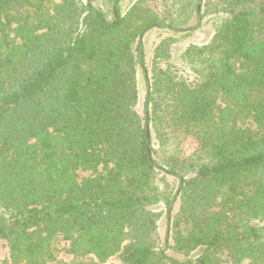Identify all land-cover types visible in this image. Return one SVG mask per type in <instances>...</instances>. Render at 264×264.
I'll list each match as a JSON object with an SVG mask.
<instances>
[{
  "label": "trees",
  "instance_id": "16d2710c",
  "mask_svg": "<svg viewBox=\"0 0 264 264\" xmlns=\"http://www.w3.org/2000/svg\"><path fill=\"white\" fill-rule=\"evenodd\" d=\"M95 1L0 0V264H264V0H205L188 74L146 66L169 0Z\"/></svg>",
  "mask_w": 264,
  "mask_h": 264
},
{
  "label": "rangeland",
  "instance_id": "374dc122",
  "mask_svg": "<svg viewBox=\"0 0 264 264\" xmlns=\"http://www.w3.org/2000/svg\"><path fill=\"white\" fill-rule=\"evenodd\" d=\"M137 0H121V12L125 13ZM95 6L102 9L109 20H113V0H96ZM169 6L174 16L183 25L179 31L169 28L153 27L143 35V46L145 51V62L148 69L153 66L155 50L160 47L163 41H167V48L170 54V61L182 72L188 74V66L183 58V53L191 45H203L208 43L217 31L221 18L219 14L210 13L205 6V0H169ZM195 27L185 30L186 28ZM164 66V65H163ZM138 87H139V108L143 109V103L147 91V83L142 72L138 69ZM198 143L197 140L189 137L184 142L186 154L191 153ZM90 171L79 170L80 178L89 176ZM158 210H163L164 214L158 222L159 232L163 238L168 230L166 219V208L163 204L156 206ZM67 245L61 244L59 257L70 261L71 255L66 251ZM169 254L172 251L168 250ZM10 258V250L7 240L0 239V261ZM105 264H121L119 255L112 256Z\"/></svg>",
  "mask_w": 264,
  "mask_h": 264
}]
</instances>
